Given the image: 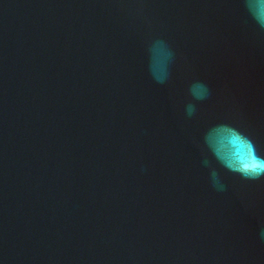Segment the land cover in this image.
<instances>
[{"label": "water", "instance_id": "obj_1", "mask_svg": "<svg viewBox=\"0 0 264 264\" xmlns=\"http://www.w3.org/2000/svg\"><path fill=\"white\" fill-rule=\"evenodd\" d=\"M264 0H0V264H264Z\"/></svg>", "mask_w": 264, "mask_h": 264}, {"label": "snow or ice", "instance_id": "obj_2", "mask_svg": "<svg viewBox=\"0 0 264 264\" xmlns=\"http://www.w3.org/2000/svg\"><path fill=\"white\" fill-rule=\"evenodd\" d=\"M245 168H250L253 171H255V170H259L260 169V165L257 163L255 158L253 157L250 163H246L245 164Z\"/></svg>", "mask_w": 264, "mask_h": 264}, {"label": "clouds", "instance_id": "obj_3", "mask_svg": "<svg viewBox=\"0 0 264 264\" xmlns=\"http://www.w3.org/2000/svg\"><path fill=\"white\" fill-rule=\"evenodd\" d=\"M257 163L260 165V169H264V163L257 161Z\"/></svg>", "mask_w": 264, "mask_h": 264}]
</instances>
